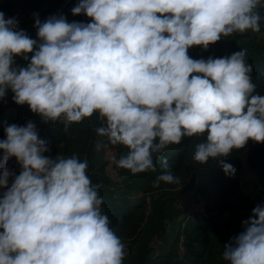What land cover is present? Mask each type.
<instances>
[{"label": "clouds", "instance_id": "9594fccd", "mask_svg": "<svg viewBox=\"0 0 264 264\" xmlns=\"http://www.w3.org/2000/svg\"><path fill=\"white\" fill-rule=\"evenodd\" d=\"M264 0H79L91 22L34 14L36 39L0 12V100L8 91L42 122L70 125L98 114L96 129L126 154L131 174L155 172L154 154L185 137H204L193 159L223 157L249 140L264 143V95L255 93L247 51L193 59L224 37L261 31ZM25 64L17 65L15 58ZM0 140V264H123L125 246L103 212L88 161L51 158L36 125L5 124ZM97 149L101 144H97ZM15 158L18 175L7 168ZM154 182L179 183L167 159ZM12 178L9 185V178ZM223 245L228 264H264V204Z\"/></svg>", "mask_w": 264, "mask_h": 264}, {"label": "trees", "instance_id": "16d2710c", "mask_svg": "<svg viewBox=\"0 0 264 264\" xmlns=\"http://www.w3.org/2000/svg\"><path fill=\"white\" fill-rule=\"evenodd\" d=\"M79 0H0V12L6 19L15 17L18 28L36 39L35 17L41 22L53 15H64L68 22L88 23L85 15H73L71 9ZM264 16V9H261ZM246 50L252 65L255 93L264 95V20L261 31L233 34L224 37L207 50L194 46L188 50L193 59L230 56ZM16 64L25 62L16 57ZM9 90L0 100V140L5 139V124L26 125L38 122L39 137L46 141L45 155L70 157L76 155L88 161V175L93 184H100L102 210L110 220V227L121 239L127 253L123 264H228L222 258L223 245L244 231L242 221L248 220L257 204H264V143L251 140L242 149H234L223 157L236 172L224 173L216 159L206 164L193 157L196 145L204 137H185L179 145H170L162 153L154 154L155 172L131 174L112 163L126 154L124 146H112L99 137L96 129L103 121L94 114L81 123L70 125L65 133L59 122L44 123L27 105H17ZM97 144L101 147L97 149ZM111 153L109 159L106 154ZM2 155V150H0ZM166 158L179 183L160 182ZM7 168L14 175L20 172L15 158ZM12 178H9V185ZM4 190L0 189V194Z\"/></svg>", "mask_w": 264, "mask_h": 264}, {"label": "rangeland", "instance_id": "374dc122", "mask_svg": "<svg viewBox=\"0 0 264 264\" xmlns=\"http://www.w3.org/2000/svg\"><path fill=\"white\" fill-rule=\"evenodd\" d=\"M37 117H40L39 115ZM107 157H109V159H111L113 157V155L109 152L108 154H106Z\"/></svg>", "mask_w": 264, "mask_h": 264}, {"label": "built area", "instance_id": "2783aa9c", "mask_svg": "<svg viewBox=\"0 0 264 264\" xmlns=\"http://www.w3.org/2000/svg\"><path fill=\"white\" fill-rule=\"evenodd\" d=\"M34 123H35L36 126L38 125V122H34Z\"/></svg>", "mask_w": 264, "mask_h": 264}]
</instances>
